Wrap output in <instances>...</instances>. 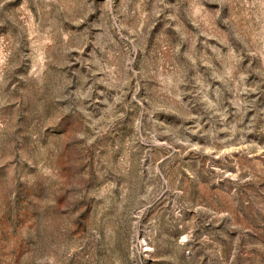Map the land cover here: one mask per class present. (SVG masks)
Returning a JSON list of instances; mask_svg holds the SVG:
<instances>
[{
  "label": "rangeland",
  "instance_id": "374dc122",
  "mask_svg": "<svg viewBox=\"0 0 264 264\" xmlns=\"http://www.w3.org/2000/svg\"><path fill=\"white\" fill-rule=\"evenodd\" d=\"M0 264H264V0H0Z\"/></svg>",
  "mask_w": 264,
  "mask_h": 264
}]
</instances>
